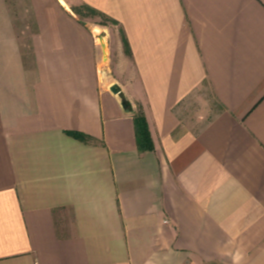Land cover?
Segmentation results:
<instances>
[{"label": "crops", "instance_id": "0c3cea01", "mask_svg": "<svg viewBox=\"0 0 264 264\" xmlns=\"http://www.w3.org/2000/svg\"><path fill=\"white\" fill-rule=\"evenodd\" d=\"M0 264H264V0H0Z\"/></svg>", "mask_w": 264, "mask_h": 264}, {"label": "trees", "instance_id": "16d2710c", "mask_svg": "<svg viewBox=\"0 0 264 264\" xmlns=\"http://www.w3.org/2000/svg\"><path fill=\"white\" fill-rule=\"evenodd\" d=\"M73 11L75 14H77L79 17H84L85 13H88L92 16L100 17L102 20H104L102 23H99L100 25L107 26V25H117V22L111 18H109L104 13L93 9L87 5H83L80 7H73ZM134 124H135V132H136V141L137 145L140 151H152L154 150V142L149 130L148 122L145 117V114L143 112V109L141 106L138 107V110L136 113H134ZM70 135L84 140L88 137L85 136L82 133L77 132H69Z\"/></svg>", "mask_w": 264, "mask_h": 264}, {"label": "rangeland", "instance_id": "374dc122", "mask_svg": "<svg viewBox=\"0 0 264 264\" xmlns=\"http://www.w3.org/2000/svg\"><path fill=\"white\" fill-rule=\"evenodd\" d=\"M85 16L84 17H82L83 19H88V21H90L91 23H97V24H99V23H102L104 20H102L100 17H97V16H92V15H90V14H88V13H85L84 14ZM100 25V24H99ZM102 26V25H101ZM101 26H98L97 28H96V33L98 34H101V36H102V45L104 46L105 45V43H106V39L107 38H109V36H108V34H107V30H106V28H104V27H101ZM108 27H110V28H113V25L112 24H110V25H107ZM102 74H103V72H102ZM137 110H138V107H137Z\"/></svg>", "mask_w": 264, "mask_h": 264}, {"label": "water", "instance_id": "95a60500", "mask_svg": "<svg viewBox=\"0 0 264 264\" xmlns=\"http://www.w3.org/2000/svg\"><path fill=\"white\" fill-rule=\"evenodd\" d=\"M101 40H102V36H101ZM110 91L113 93V94H116V95H119L121 96V99H122V106L125 108V109H132L131 107V104L130 102L122 95L121 93V88L118 84H113L111 85L110 87Z\"/></svg>", "mask_w": 264, "mask_h": 264}, {"label": "bare ground", "instance_id": "6f19581e", "mask_svg": "<svg viewBox=\"0 0 264 264\" xmlns=\"http://www.w3.org/2000/svg\"><path fill=\"white\" fill-rule=\"evenodd\" d=\"M97 38L101 39V34L98 33L97 34Z\"/></svg>", "mask_w": 264, "mask_h": 264}]
</instances>
